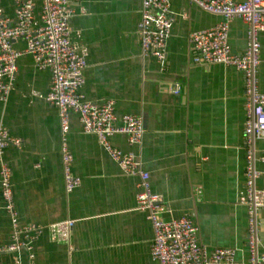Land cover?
Segmentation results:
<instances>
[{
	"label": "crops",
	"instance_id": "obj_1",
	"mask_svg": "<svg viewBox=\"0 0 264 264\" xmlns=\"http://www.w3.org/2000/svg\"><path fill=\"white\" fill-rule=\"evenodd\" d=\"M76 11L73 40L89 51L82 93L90 101L113 99L119 117L144 119L141 145L125 135L114 147L135 152L150 173L153 191L163 199L162 219L188 216L200 228V242L209 252L232 248L237 261L248 263V210L240 203L246 185L248 120L244 74L234 67L194 62V32L225 21L189 0H173L175 22L168 41L165 68L142 55L138 25L143 0H69ZM244 1V0H238ZM36 14L42 0H35ZM13 17L14 0H1ZM250 27L242 19L229 24V43L236 55L249 47ZM264 60V31L259 34ZM19 48L24 45L18 44ZM15 87L0 101V126L22 141L0 154L13 171V192L21 227L43 229L34 244L35 264H157L151 256L154 232L147 214L137 209L138 181L125 174L84 131L79 116L70 115L68 145L73 171L82 184L67 193L62 161L59 111L34 93L46 94L51 74L39 71L31 56L19 60ZM257 85L264 92V65L257 67ZM179 85L180 95L170 85ZM257 188L264 191V139L255 143ZM1 193V187H0ZM258 253L264 256V212L258 215ZM75 221L70 241L53 238V225ZM14 228L6 211L0 219V244L12 242ZM24 252L1 253L0 264H14Z\"/></svg>",
	"mask_w": 264,
	"mask_h": 264
},
{
	"label": "built area",
	"instance_id": "obj_2",
	"mask_svg": "<svg viewBox=\"0 0 264 264\" xmlns=\"http://www.w3.org/2000/svg\"><path fill=\"white\" fill-rule=\"evenodd\" d=\"M1 1V0H0ZM173 0H143L142 17L138 25L142 55L154 58L163 68L168 62V41L175 22ZM203 10L225 17V21L207 30L194 32L190 42L197 64H218L234 67L245 76L248 120L246 135V185L240 203L248 210L247 243L250 252L248 263L238 262L232 248H217L212 252L200 242V228L188 216L165 221L163 199L152 189L151 176L142 161L133 152H124L112 144V138L125 135L129 144H142L146 134L144 119L140 116L117 114L116 101L103 103L90 101L82 93L84 73L88 67L89 51L73 40L72 19L76 11L69 0H42L41 13L36 14L35 0H14V14L10 17L0 4V101H6L13 91L18 74L19 60L29 55L39 71L51 74L50 89L46 94L34 93L59 111L62 131V161L67 193L82 184L74 174V155L68 145L70 115L79 116L83 129L98 138L100 145L125 174L138 181L137 209L147 214L154 232L151 256L157 264H264L258 253V215L264 212V191L257 188L260 172L256 168L255 143L264 139V92L257 85V67L264 65L260 58V32L264 31V0H189ZM240 18L250 27L249 47L245 54L233 53L229 43V24ZM24 48H19L18 44ZM168 90L180 95L179 85ZM10 146L22 147L20 139L13 138L8 129L0 126V154ZM13 171L3 163L0 171V219L6 211L14 228L12 242L0 244L1 253L24 252L27 264H35L34 244L43 233L38 225H19L13 192ZM75 221L53 225V238L70 241ZM14 264H22L19 257Z\"/></svg>",
	"mask_w": 264,
	"mask_h": 264
}]
</instances>
